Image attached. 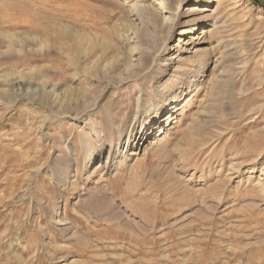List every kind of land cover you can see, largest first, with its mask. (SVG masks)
<instances>
[{
  "label": "rangeland",
  "instance_id": "obj_1",
  "mask_svg": "<svg viewBox=\"0 0 264 264\" xmlns=\"http://www.w3.org/2000/svg\"><path fill=\"white\" fill-rule=\"evenodd\" d=\"M163 1L0 0V264H264V0Z\"/></svg>",
  "mask_w": 264,
  "mask_h": 264
},
{
  "label": "bare ground",
  "instance_id": "obj_2",
  "mask_svg": "<svg viewBox=\"0 0 264 264\" xmlns=\"http://www.w3.org/2000/svg\"><path fill=\"white\" fill-rule=\"evenodd\" d=\"M207 2L209 1V0H206ZM198 3L197 2H193V5L191 4V5H187L186 6V8H185V10L184 11H186V12H188V13H191V14H195L198 10H199V8H198ZM159 6H161L162 8H168L167 6H166V4H165V2L163 1V0H159ZM166 10H169V9H166ZM167 12V11H166ZM169 13L172 15V14H174L172 11H171V9L169 10ZM171 17V16H170ZM171 21V19H169V22ZM202 21H204V20H202V19H192L191 20V22L189 23V24H187L186 25V27H184V28H182V29H180V31H179V33L182 35H184V34H194L195 32V29L197 28V26L198 25H200V23L202 22ZM168 22V23H169ZM201 33L202 34H205V33H207L208 32V30L207 29H205V27H201ZM182 40L181 39H179L178 40V42H181ZM193 50H191V51H189L190 53H192L193 55H197L198 54V56H199V54H200V52H202L203 51V49L204 48H200V47H194V48H192ZM192 62V61H191ZM166 135V134H165ZM164 135V136H165Z\"/></svg>",
  "mask_w": 264,
  "mask_h": 264
}]
</instances>
